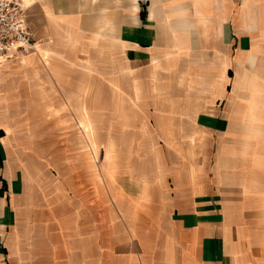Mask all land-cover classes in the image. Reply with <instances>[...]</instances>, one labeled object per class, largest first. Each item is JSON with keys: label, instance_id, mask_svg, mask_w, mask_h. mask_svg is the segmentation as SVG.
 Instances as JSON below:
<instances>
[{"label": "crops", "instance_id": "1", "mask_svg": "<svg viewBox=\"0 0 264 264\" xmlns=\"http://www.w3.org/2000/svg\"><path fill=\"white\" fill-rule=\"evenodd\" d=\"M29 4L39 48L0 61V264H264V0ZM53 77L84 119L88 88L93 102L101 80L127 82L143 158L120 191L123 239L96 203L69 230L38 145Z\"/></svg>", "mask_w": 264, "mask_h": 264}, {"label": "rangeland", "instance_id": "2", "mask_svg": "<svg viewBox=\"0 0 264 264\" xmlns=\"http://www.w3.org/2000/svg\"><path fill=\"white\" fill-rule=\"evenodd\" d=\"M124 1L116 0L117 11ZM109 31H113L112 26ZM65 74L70 82L69 75L74 76L75 72L68 70ZM59 82V78L53 77L52 106L51 111H47L48 114L55 112L54 118L50 117L54 134L42 136L43 143L38 142V145L44 144L46 150L42 146L43 150L38 153L64 196L69 230L75 228L81 202L85 217H91V208L96 203L100 222L106 223L109 216L114 215L118 241L127 235V195L120 198V191L130 190L127 170L133 167L139 170V159L143 158L137 145H134L136 150L128 145L135 136L131 134L133 129L127 128V82L117 80L114 92L101 80L99 100L93 102L91 88H88L85 92L90 115L85 111V119L80 115L78 102H70L68 98L77 88L68 84L61 86ZM116 251L117 257L127 252L122 245L117 246Z\"/></svg>", "mask_w": 264, "mask_h": 264}, {"label": "built area", "instance_id": "3", "mask_svg": "<svg viewBox=\"0 0 264 264\" xmlns=\"http://www.w3.org/2000/svg\"><path fill=\"white\" fill-rule=\"evenodd\" d=\"M29 8V0H0V61L38 49L39 39L28 24Z\"/></svg>", "mask_w": 264, "mask_h": 264}, {"label": "trees", "instance_id": "4", "mask_svg": "<svg viewBox=\"0 0 264 264\" xmlns=\"http://www.w3.org/2000/svg\"><path fill=\"white\" fill-rule=\"evenodd\" d=\"M141 15H142V17L145 16V11H144V9L141 10Z\"/></svg>", "mask_w": 264, "mask_h": 264}, {"label": "bare ground", "instance_id": "5", "mask_svg": "<svg viewBox=\"0 0 264 264\" xmlns=\"http://www.w3.org/2000/svg\"><path fill=\"white\" fill-rule=\"evenodd\" d=\"M39 48V47H38Z\"/></svg>", "mask_w": 264, "mask_h": 264}]
</instances>
